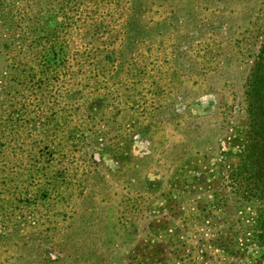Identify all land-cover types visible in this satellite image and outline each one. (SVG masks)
I'll use <instances>...</instances> for the list:
<instances>
[{
	"label": "trees",
	"instance_id": "trees-1",
	"mask_svg": "<svg viewBox=\"0 0 264 264\" xmlns=\"http://www.w3.org/2000/svg\"><path fill=\"white\" fill-rule=\"evenodd\" d=\"M147 2L0 0V210L12 203L27 205L31 198L44 201L59 194L62 198V188L72 190L68 168L53 162L56 146L62 151L69 145L100 146L101 155L122 163L131 154L128 145H121L135 136L144 142L153 139L156 128L150 118L126 131L120 129L121 135L116 137L124 138L125 143L114 145V140H109L113 107L107 84L101 85L109 81L108 66L121 70L126 57L121 46L127 49L132 37L119 48L110 50L103 44L88 51L76 50L69 37L75 10L91 4L96 12L103 4L114 3L127 14L122 26L131 34L148 38L157 28L165 29L169 20L156 25L144 22L141 15ZM87 9L91 15V8ZM98 26L92 23L81 39L92 43V29ZM259 39L243 85L246 122L237 132L243 149L236 161L224 167L226 171L220 163L222 171L214 182L197 175L191 182L186 180L185 175L207 167L208 163L197 165L201 161L198 156L209 158L207 151L213 149L210 142L202 147L208 143L210 134L206 133L212 128L208 125L201 132V126L189 125L185 138L195 137L178 157L181 162L176 170L180 173L176 172L165 187L162 180H140V194H150L140 197V204L145 202L142 215L150 219H145L141 229L148 236L140 240V264H241L251 247L260 250L256 264H264V32ZM75 59L87 64H78L75 69ZM74 117L79 124L72 123ZM25 159L29 164L22 177L9 170L11 163ZM143 161L140 159L142 167ZM134 181L135 174L129 182ZM35 184L36 189L30 190ZM156 193L164 203L147 202ZM186 199L191 202L189 208ZM9 214L1 215L6 220ZM13 235L22 249L35 248L40 260L33 263L60 262L59 257H49L42 244L31 245L32 240H26L14 225L0 228V248H9Z\"/></svg>",
	"mask_w": 264,
	"mask_h": 264
},
{
	"label": "rangeland",
	"instance_id": "rangeland-1",
	"mask_svg": "<svg viewBox=\"0 0 264 264\" xmlns=\"http://www.w3.org/2000/svg\"><path fill=\"white\" fill-rule=\"evenodd\" d=\"M147 1L141 15L144 22L156 25L169 20L165 29L157 28L148 38L122 26L127 14L114 3L103 4L96 12L91 4L75 10L69 37L79 51L103 44L112 50L132 37L127 49L121 46L126 52L121 70L108 66L109 81L101 85L107 84L113 107L109 140L114 145L125 143L116 137L120 129L126 131L150 118L156 128L153 139L144 142L135 136L121 145H128L131 154L122 163L101 155L100 146L69 145L64 151L56 146L53 162L68 168L72 190L62 188V198L59 194L44 201L27 196L31 198L27 205L12 203L0 210V228L18 227L31 245L42 244L49 257H59L57 264H140V240L148 236L141 230L148 218L142 215L145 202L141 205L140 197L150 195L140 194V180H162L165 187L180 173L178 157L195 137L185 138L190 126H201L205 132L209 125L212 131L206 133L208 143L202 147L210 142L213 148L207 151L209 158L198 156L197 165L208 163L207 167L184 176L190 182L196 175L216 181L222 171L219 164L230 167L243 149L236 139L246 122L243 85L264 32V0ZM92 23L99 24L92 29L94 41L85 43L81 36L89 33L85 30ZM73 63L75 69L87 64L76 59ZM72 123L79 124L77 117ZM27 164L26 159L19 160L9 170L22 177ZM134 174L137 181L129 182ZM159 194L147 202L164 203ZM5 212L9 219L2 217ZM10 240L9 248H0V264H38L33 263L40 260L35 248L22 249L15 235ZM259 255L260 250L251 247L241 264H256Z\"/></svg>",
	"mask_w": 264,
	"mask_h": 264
}]
</instances>
